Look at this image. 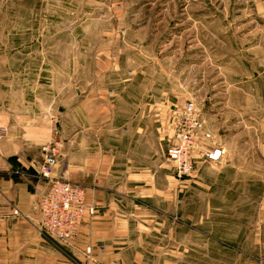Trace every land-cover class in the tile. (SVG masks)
Returning a JSON list of instances; mask_svg holds the SVG:
<instances>
[{"label": "rangeland", "instance_id": "obj_1", "mask_svg": "<svg viewBox=\"0 0 264 264\" xmlns=\"http://www.w3.org/2000/svg\"><path fill=\"white\" fill-rule=\"evenodd\" d=\"M189 101L181 176L166 151ZM263 114L264 0H0V137L47 118L44 143L117 199L143 264H264Z\"/></svg>", "mask_w": 264, "mask_h": 264}, {"label": "crops", "instance_id": "obj_2", "mask_svg": "<svg viewBox=\"0 0 264 264\" xmlns=\"http://www.w3.org/2000/svg\"><path fill=\"white\" fill-rule=\"evenodd\" d=\"M260 118L264 120V114ZM8 126L0 137V264H143L148 260L144 246L129 238L128 218L117 199L100 188H85L87 205L94 210L86 212L76 237L61 241L40 229L38 200L48 182L37 174L49 120L27 115ZM215 148L222 150L220 158H224L225 149ZM14 168L25 175L14 174ZM86 171L85 164L69 152L59 154L52 176L87 183Z\"/></svg>", "mask_w": 264, "mask_h": 264}, {"label": "built area", "instance_id": "obj_3", "mask_svg": "<svg viewBox=\"0 0 264 264\" xmlns=\"http://www.w3.org/2000/svg\"><path fill=\"white\" fill-rule=\"evenodd\" d=\"M195 110L192 101L184 105L182 116L177 119L175 142L166 151L167 158L174 163L176 173L181 176L190 175L194 170L192 153L197 146V134L201 128ZM221 153V149L214 148L205 151V158L215 161ZM57 160L55 143L52 140L44 143L37 175L44 178L48 186L38 200L39 227L55 239L68 241L78 234L86 212L92 213L94 209L87 205L86 189L82 184L52 176ZM12 172L25 175L19 168H14ZM86 252H90V248Z\"/></svg>", "mask_w": 264, "mask_h": 264}]
</instances>
